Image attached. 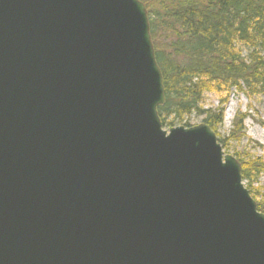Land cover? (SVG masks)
<instances>
[{"label": "water", "instance_id": "obj_1", "mask_svg": "<svg viewBox=\"0 0 264 264\" xmlns=\"http://www.w3.org/2000/svg\"><path fill=\"white\" fill-rule=\"evenodd\" d=\"M164 103L141 0H0V264H264L241 163Z\"/></svg>", "mask_w": 264, "mask_h": 264}, {"label": "trees", "instance_id": "obj_2", "mask_svg": "<svg viewBox=\"0 0 264 264\" xmlns=\"http://www.w3.org/2000/svg\"><path fill=\"white\" fill-rule=\"evenodd\" d=\"M148 10L150 33L162 71L165 103L158 107L163 127L188 126L193 114L203 116L218 135L229 94L264 95V0H141ZM219 105L205 107L208 94ZM247 113H237L230 141L244 138ZM187 122V123H186ZM242 177L255 198L253 185L264 173V158L235 152ZM257 201V200H256ZM264 213V202L257 201Z\"/></svg>", "mask_w": 264, "mask_h": 264}, {"label": "rangeland", "instance_id": "obj_3", "mask_svg": "<svg viewBox=\"0 0 264 264\" xmlns=\"http://www.w3.org/2000/svg\"><path fill=\"white\" fill-rule=\"evenodd\" d=\"M205 103V107H216L220 104L219 96L215 93H210L206 96ZM238 112L240 114L247 113L248 115L243 122L245 136L240 141H230L228 137L234 127L233 122ZM223 115V123L219 128V133L228 142V147L223 148L225 153L234 155L235 152L245 151L250 155L264 158V95H250L248 91L245 93L234 89L229 94L228 101L224 104ZM186 120L188 122L187 127H190L202 123L203 116L193 114ZM179 125L184 126L185 124L180 123L176 126ZM166 130H169V128H166ZM244 183L246 184V182ZM253 187L257 191V196L254 199L264 202V173Z\"/></svg>", "mask_w": 264, "mask_h": 264}]
</instances>
